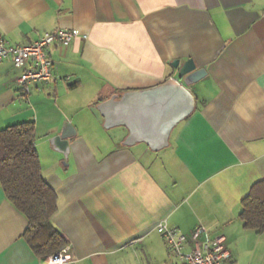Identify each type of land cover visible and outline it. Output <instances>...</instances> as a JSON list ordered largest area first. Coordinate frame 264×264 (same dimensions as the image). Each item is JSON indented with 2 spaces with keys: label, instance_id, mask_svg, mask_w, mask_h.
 <instances>
[{
  "label": "crops",
  "instance_id": "crops-1",
  "mask_svg": "<svg viewBox=\"0 0 264 264\" xmlns=\"http://www.w3.org/2000/svg\"><path fill=\"white\" fill-rule=\"evenodd\" d=\"M61 27L83 35L49 48L54 77L28 96L23 67L0 60V128L35 121L52 219L71 245L63 264H183L155 228L162 219L224 234L231 264H264V230L240 215L264 178V0H0L11 42ZM177 58L207 70L190 86L195 110L162 149L124 144L128 128H106L98 103L176 75ZM64 132L68 157L50 140ZM27 225L0 183V264H43Z\"/></svg>",
  "mask_w": 264,
  "mask_h": 264
},
{
  "label": "trees",
  "instance_id": "trees-1",
  "mask_svg": "<svg viewBox=\"0 0 264 264\" xmlns=\"http://www.w3.org/2000/svg\"><path fill=\"white\" fill-rule=\"evenodd\" d=\"M0 183L27 217L24 236L39 255L68 243L52 219L57 210V193L42 174L34 120L0 128ZM240 215L245 226L264 230V178L243 197Z\"/></svg>",
  "mask_w": 264,
  "mask_h": 264
},
{
  "label": "water",
  "instance_id": "water-1",
  "mask_svg": "<svg viewBox=\"0 0 264 264\" xmlns=\"http://www.w3.org/2000/svg\"><path fill=\"white\" fill-rule=\"evenodd\" d=\"M171 63L177 69L176 75L150 87L114 93L98 103L106 128H128L124 144L145 142L153 150L162 149L169 145L173 129L195 110L196 97L190 86L207 73L206 68L198 67L192 58L183 62L177 58ZM50 140L68 157V134L59 133Z\"/></svg>",
  "mask_w": 264,
  "mask_h": 264
},
{
  "label": "built area",
  "instance_id": "built-area-1",
  "mask_svg": "<svg viewBox=\"0 0 264 264\" xmlns=\"http://www.w3.org/2000/svg\"><path fill=\"white\" fill-rule=\"evenodd\" d=\"M81 34L76 27H61L54 31H45L32 41L11 42L0 33V60L11 58L15 66L23 67L17 77V83L24 95L28 96L35 85L48 82L54 77L55 63L49 55V48L55 43L69 45ZM84 36L87 34L84 33ZM155 228L162 234L169 252L178 256L183 264H231V253L226 245L225 235L211 236L203 224L198 225L189 235L169 225L166 219L160 220ZM202 235L204 238H201ZM188 243H191V248L186 251L184 247ZM70 249L71 245L65 244L52 253L41 255V263L71 262Z\"/></svg>",
  "mask_w": 264,
  "mask_h": 264
}]
</instances>
